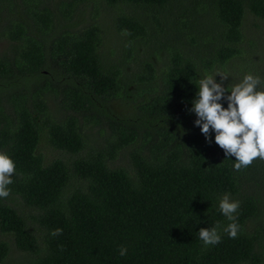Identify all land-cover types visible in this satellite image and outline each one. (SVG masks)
<instances>
[{
  "label": "trees",
  "instance_id": "1",
  "mask_svg": "<svg viewBox=\"0 0 264 264\" xmlns=\"http://www.w3.org/2000/svg\"><path fill=\"white\" fill-rule=\"evenodd\" d=\"M247 16L264 24V0H0V151L15 162L0 264H264V160L235 170L188 111L205 72L264 61L255 34L245 49ZM217 221L221 242L205 246Z\"/></svg>",
  "mask_w": 264,
  "mask_h": 264
},
{
  "label": "clouds",
  "instance_id": "2",
  "mask_svg": "<svg viewBox=\"0 0 264 264\" xmlns=\"http://www.w3.org/2000/svg\"><path fill=\"white\" fill-rule=\"evenodd\" d=\"M122 34L130 35L127 29ZM228 79L229 75L219 70L214 75L205 72L197 78L198 90L188 111L195 114L194 125L200 128L209 144L214 133L215 143L223 149L226 159L235 157L234 169L238 171L249 167L257 157L264 160V78L249 72L238 83L225 87ZM221 101H225L227 107ZM13 175L15 162L5 151H0V198L9 197ZM239 208L240 202L232 200L230 194H224L219 201L220 212L230 221L223 231L231 239L237 238L241 231L236 216ZM221 227L217 221L211 228H200L199 239L205 246L220 243ZM62 232L57 228L51 235L58 236ZM59 247L63 251V245ZM119 254L125 256L127 248L121 246Z\"/></svg>",
  "mask_w": 264,
  "mask_h": 264
},
{
  "label": "rangeland",
  "instance_id": "3",
  "mask_svg": "<svg viewBox=\"0 0 264 264\" xmlns=\"http://www.w3.org/2000/svg\"><path fill=\"white\" fill-rule=\"evenodd\" d=\"M86 11L88 10H85V13H87ZM97 14L99 16L97 17V20L99 21V23L100 21L102 23V28L104 31V38L108 40H112V38H114L117 44L121 43L123 39L121 38L122 39L121 40L120 37H118L115 31L112 29V24H111V19H110L111 12L105 8H100L97 11ZM243 25L245 29L244 34L246 36L245 47H246L247 40L251 39V36L253 37V35L255 34L254 37H256L258 41L257 42V46H258L257 52H259L258 56L261 55L260 53L263 48L261 49L260 44L264 43V24L259 23L257 19H254L251 16H247L246 20L243 22ZM4 46H5V43L3 41L0 42V49L3 48ZM245 49H247V47ZM257 52H255V54ZM262 52H264V49L262 50ZM251 66L254 68L251 69V67H246L242 63V59L241 60L239 59V60H234L230 62L228 65L224 66L223 68H218L216 70H213L211 74L214 75L217 70L227 73L229 75V79L224 82V86L227 87L229 84L232 85V84L238 83L243 78V76L248 74L249 72L259 75V72H258L259 69H262V70L264 69V61L260 60V62L257 64L255 62H252ZM238 69H241V70H238ZM261 77L264 78V72L262 73ZM216 80L217 82H220V77L217 76ZM55 100L56 99H51L49 97H46V103L50 110H54ZM109 109H110V114L112 116L120 117L121 115L125 114L126 107L125 105L122 106L120 103L119 107L111 106ZM85 127H83L84 132L88 136V138L90 140L97 141L99 139V135L97 134L96 129L94 127H90V128H85ZM38 147L40 151L43 154H45L47 158H51L56 153L55 150L49 147V145L45 142L43 138H40ZM24 209L26 208L24 207Z\"/></svg>",
  "mask_w": 264,
  "mask_h": 264
}]
</instances>
